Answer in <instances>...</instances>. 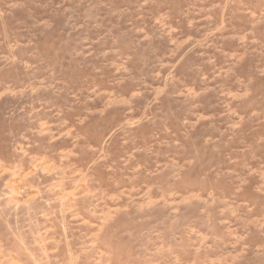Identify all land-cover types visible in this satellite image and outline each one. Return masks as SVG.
I'll return each instance as SVG.
<instances>
[{
	"label": "rangeland",
	"instance_id": "374dc122",
	"mask_svg": "<svg viewBox=\"0 0 264 264\" xmlns=\"http://www.w3.org/2000/svg\"><path fill=\"white\" fill-rule=\"evenodd\" d=\"M0 264H264V0H0Z\"/></svg>",
	"mask_w": 264,
	"mask_h": 264
}]
</instances>
